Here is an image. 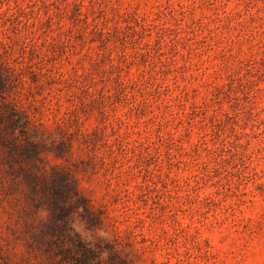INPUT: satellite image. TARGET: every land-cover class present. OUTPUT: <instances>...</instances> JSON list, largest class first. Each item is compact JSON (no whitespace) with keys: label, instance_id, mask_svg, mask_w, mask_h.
<instances>
[{"label":"rangeland","instance_id":"rangeland-1","mask_svg":"<svg viewBox=\"0 0 264 264\" xmlns=\"http://www.w3.org/2000/svg\"><path fill=\"white\" fill-rule=\"evenodd\" d=\"M0 64L102 218L86 240L264 264V0H0ZM4 208L0 264H40Z\"/></svg>","mask_w":264,"mask_h":264},{"label":"trees","instance_id":"trees-1","mask_svg":"<svg viewBox=\"0 0 264 264\" xmlns=\"http://www.w3.org/2000/svg\"><path fill=\"white\" fill-rule=\"evenodd\" d=\"M10 92L11 77L0 64V208L11 210L23 228L13 230L8 246L23 243L40 264H131L116 244L88 241L76 229L77 221L98 229L102 218L69 168L47 167L45 153H63L40 140L42 131L10 100ZM41 209L50 213L47 222L37 214Z\"/></svg>","mask_w":264,"mask_h":264},{"label":"clouds","instance_id":"clouds-1","mask_svg":"<svg viewBox=\"0 0 264 264\" xmlns=\"http://www.w3.org/2000/svg\"><path fill=\"white\" fill-rule=\"evenodd\" d=\"M79 211L82 212V211H83V208L81 207V208L79 209ZM37 214L41 217V219H42L44 222H47V218H48V216L50 215L49 211L46 210V209H41V210H39ZM101 235H104V233L102 232Z\"/></svg>","mask_w":264,"mask_h":264}]
</instances>
